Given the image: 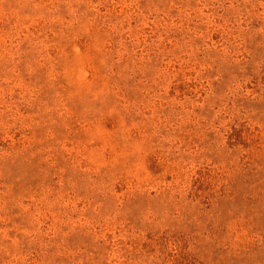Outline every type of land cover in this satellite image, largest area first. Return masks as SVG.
<instances>
[{
  "label": "rangeland",
  "instance_id": "rangeland-1",
  "mask_svg": "<svg viewBox=\"0 0 264 264\" xmlns=\"http://www.w3.org/2000/svg\"><path fill=\"white\" fill-rule=\"evenodd\" d=\"M0 264H264V0H0Z\"/></svg>",
  "mask_w": 264,
  "mask_h": 264
}]
</instances>
